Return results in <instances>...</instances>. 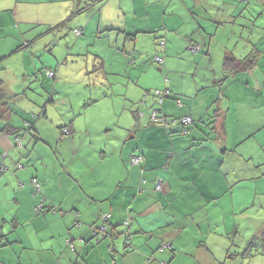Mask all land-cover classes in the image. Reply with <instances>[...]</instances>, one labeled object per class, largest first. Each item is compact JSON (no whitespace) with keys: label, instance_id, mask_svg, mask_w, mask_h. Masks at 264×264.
I'll list each match as a JSON object with an SVG mask.
<instances>
[{"label":"crops","instance_id":"crops-1","mask_svg":"<svg viewBox=\"0 0 264 264\" xmlns=\"http://www.w3.org/2000/svg\"><path fill=\"white\" fill-rule=\"evenodd\" d=\"M191 1L189 12L190 0H0V58L6 57L0 76L13 71L5 91L16 102L40 78L32 88L46 94L40 104L12 105L14 113L0 123L14 131L29 123L22 140L34 142L32 173L8 168L13 175L0 186L36 178L45 203L57 210L34 212L38 201L25 204L24 190L14 192L8 232L0 223V264H175L184 251L212 254L227 246L218 239L237 233L235 220L264 201V0ZM156 55L164 59L157 71L150 66ZM226 58L239 66L223 81ZM68 83L80 86L72 93L76 102L60 89ZM152 88L170 91L160 111L167 120L191 116L185 134L179 125L165 129L148 120L158 109ZM12 141L0 132L4 164ZM51 143L56 161L48 147L49 160L36 155L38 144ZM135 154L144 158L142 174L130 165ZM85 175H93L92 192L80 190ZM143 176L146 193L137 194ZM156 176L161 191L153 193ZM241 189L256 193L252 204L236 198ZM127 209L133 248L125 250L121 237L99 243L90 230L99 215H111L110 226L120 233ZM68 235L81 240L73 252ZM162 245L173 252L158 251Z\"/></svg>","mask_w":264,"mask_h":264},{"label":"rangeland","instance_id":"rangeland-1","mask_svg":"<svg viewBox=\"0 0 264 264\" xmlns=\"http://www.w3.org/2000/svg\"><path fill=\"white\" fill-rule=\"evenodd\" d=\"M177 1V0H176ZM181 2V0H180ZM193 1L190 0V5L188 4L189 7V12H191L190 7H192ZM244 6V5H243ZM261 13L264 15V9L261 7ZM259 25L261 27L264 26V19H262L259 22ZM263 34V31H261V35ZM187 51V47H186ZM188 52V51H187ZM189 53V52H188ZM184 58L183 56H181ZM15 60L9 61L7 64L10 66L12 62ZM172 63H175L174 61ZM150 66L157 71L160 69L155 63L153 64L150 63ZM3 67V64H2ZM2 74V73H0ZM191 74V72H190ZM13 75V71L9 69L8 73L5 75L0 76L4 80V88H9L10 85V80ZM34 79V78H33ZM86 81V79H82ZM41 79L36 78L35 80H32V87H37L40 85ZM51 84H53V80L49 79ZM39 83V84H38ZM27 87L23 93H21L18 96V100L13 102V107L18 108L19 110L22 109L21 106L24 105H32L34 103H41L43 101L42 97L46 94L43 93L42 89H39V91H34L33 88ZM68 89L71 93L72 101L76 102L75 98L73 97L74 93H77L78 90H80V86L74 85V84H66V85H60V89ZM157 88V87H156ZM18 92L21 91V89L18 87L16 89ZM151 92H154L155 90H161V89H155L152 88ZM73 93V94H72ZM44 94V95H43ZM108 97V95H107ZM47 103V101H46ZM120 108L116 107L114 110V115L118 114ZM25 125V124H24ZM77 141V140H76ZM14 142V141H12ZM21 143L23 145L22 148H13L9 152L10 154L8 157L5 159V166L7 168H13L15 173H32L33 168L30 166L29 162H31V153L34 151V142L30 141L28 138L21 139ZM39 145V150H37V156L42 157L43 159L49 160L46 158L47 154L45 153V149L48 147V151L50 153V157L53 156L54 160L56 161L55 153H57V148L53 146L54 144L51 143V145L45 146L44 144H38ZM68 151L74 150V147L71 148L70 145H66ZM72 153V152H71ZM110 161V158H109ZM11 163V164H10ZM21 165L24 167V170H19L17 171L15 169V166ZM56 166L60 167L59 163H56ZM107 166L108 164H105L103 166L102 170L104 172H107ZM11 175H13V172H5L4 174L0 175V183L2 180L5 178H9ZM92 176V177H91ZM19 181H17V185L13 186L12 188L10 187H3V182L0 186V200L2 201V205L0 204V223L1 226L4 230V232H8L9 230V225L11 222V219L15 216L16 210L14 209V205H12L13 200L15 199V193L18 191L24 190L22 192V201L25 202V204L28 203V201H33L34 196H32V186L30 185L29 177L24 179L22 177H17ZM93 175H85L84 180L80 184V190L84 193L86 191L90 190L92 192V187H89L87 184L89 182H92ZM24 183L25 186L21 188L18 186V183ZM72 183L69 182V186H71ZM111 186V182H110ZM25 189H28V193L25 192ZM31 191V193H30ZM237 195L241 196L242 200L245 201L246 203L252 204L254 201L256 193L247 190V189H241L236 193V198ZM41 197H44V195L41 193ZM257 201V199L255 200ZM257 210V211H256ZM250 211L246 215L245 218H237L235 220L236 226H238V232L235 233L234 235H227L223 236V239H218V241H222L225 244L228 243L226 246L218 245L215 247V250L212 254H208L205 252L204 248H196L193 251H184V254L177 260L175 264H264V228L261 229L264 226V201H260L259 207L256 209V207L250 206ZM3 220L5 223H3ZM255 225H259L254 227ZM249 240V241H248ZM251 242V246H247L248 242ZM228 250V251H226ZM244 250V251H243ZM245 251L250 254L248 258H245ZM207 254L208 257L204 255V253ZM175 259L171 260V263Z\"/></svg>","mask_w":264,"mask_h":264},{"label":"trees","instance_id":"trees-1","mask_svg":"<svg viewBox=\"0 0 264 264\" xmlns=\"http://www.w3.org/2000/svg\"><path fill=\"white\" fill-rule=\"evenodd\" d=\"M74 31L75 30H73V33H74ZM81 32V31H80ZM74 35L76 36V37H78V36H80L81 35V33L79 34V35H76L75 33H74ZM160 42H162V43H164L163 41H159V43ZM159 43H158V46H159ZM165 45V44H164ZM163 45V47H160L161 49H164L165 48V46ZM22 47H20V48H18V49H16L13 53H15V52H17V51H19V49H21ZM199 53V52H198ZM192 54H197V53H192ZM156 56H159V55H156ZM155 57V56H154ZM160 57H162V56H160ZM6 57H3V58H0V64L2 63V61L5 59ZM163 58V57H162ZM153 62H154V59H153ZM247 62V61H246ZM155 63V62H154ZM156 64V63H155ZM157 65V64H156ZM159 66V65H158ZM239 66V64H237L236 63V61L234 60V58H226L225 59V61H224V71H225V79H223V81L224 80H226L227 78H232L233 76H235V74H236V69H238L237 67ZM49 72V71H48ZM51 72H53L54 73V76H53V78H55V75H56V71L55 70H51ZM49 79H51L50 77H48ZM4 83H3V81L0 79V123H5L6 121H7V119H8V117L10 118V116L12 115V113H14L13 112V109H12V105H13V101H11V96L10 95H8L7 94V92L5 91V88H4V85H3ZM164 89H167V88H164ZM161 90H163V89H161ZM168 90V89H167ZM168 92H169V97H170V91L168 90ZM145 94L146 93H144V95H143V99H142V102L144 101V98H145ZM15 96V95H14ZM14 96H13V98H14ZM168 97V98H169ZM52 99V98H51ZM154 100H155V98H154ZM177 100V99H176ZM166 101V100H165ZM164 101V102H165ZM176 102V104H179L180 103V101H175ZM162 105H163V103L161 104V105H158L157 103H156V100H155V106H156V108H158L159 109V111H161L162 110ZM157 109V110H158ZM42 112H45V109H42ZM138 114H142L143 116H144V114L143 113H138ZM142 116V117H143ZM149 116H150V111H149V113H147V117H148V120H149ZM185 116H190V115H188V114H186V115H184L183 117H185ZM135 117L136 118H138L139 116L138 115H135ZM31 118L33 119V122L34 123H36L37 122V120H38V118H37V116H36V114H33L32 116H31ZM178 120V119H177ZM29 123H25V125H24V128H23V132H28L29 130H28V128H29ZM193 125V122H192V124L191 125H189V126H187V127H185V128H182V134H183V131H185V133H186V130L187 129H189L191 126ZM34 126V124L32 125V127ZM161 126V125H160ZM30 129H33V128H30ZM165 129H167V127L165 128ZM170 129V128H169ZM22 131H19V130H15L14 131V129L13 128H11V127H9V125L8 124H5L1 129H0V132H2V133H7V134H9L10 136H12V140H14L15 139V136H17V135H22ZM21 132V133H20ZM20 133V134H19ZM131 156H134V155H131ZM135 156H139V157H141V162L140 163H138V164H136V165H131V166H137V167H139L140 168V170H141V174L143 173V170H142V164L144 163V158H143V156L142 155H139V154H135ZM17 170H22V169H17ZM0 175H2V174H0ZM157 177H159V176H156L155 177V180H156V178ZM31 180H35L36 181V183L38 184V186H39V189L37 190V192H36V189L35 188H31L32 189V196H34V199L36 200V201H38L37 202V204H36V206H34L33 207V211L34 212H37V213H40V214H45V213H47V212H56L57 210L56 209H54V207H51V206H49L47 203H45L46 202V199L44 198V197H41L40 195H41V193H42V187H41V184L38 182V180L36 179V178H32ZM30 180V181H31ZM155 180H154V183H155ZM30 181H29V183H30ZM145 183H146V180H145V178H144V176L142 177V178H140V180H139V184H138V187H137V189H136V192H137V194H145L146 193V189L145 188H143L144 187V185H145ZM154 186V188H152L151 189V192H153V193H157V192H160L161 191V188H160V190L159 191H155V184L153 185ZM152 195V194H151ZM130 213H131V209H127V211H126V213H125V216H124V219H123V221H122V223H121V228L123 229H121V232L120 233H117L116 231V229H112L111 228V226H110V219H111V215H109V214H106V215H104V214H100L99 215V218H98V223H97V226H93V227H90V230H91V233H92V235H93V237L95 238V239H97V240H99V243L100 242H102V241H105V240H111V239H116V238H119V237H121V238H123V246H124V249L125 250H127V251H129V250H131L132 248H133V245H132V242H131V235H130V233H129V227H130V225H131V222H132V217L130 216ZM74 217H75V222H74V225H76V227H81V222H80V220H79V216H78V214L77 213H74ZM78 224H80V226H78ZM103 226V228H101ZM95 232V233H94ZM71 238V239H70ZM71 240V241H69V240ZM75 240L77 241H79V242H81V240H79V239H75V238H73L71 235H68L67 237H66V239H65V245H67L68 246V248L71 250V252H73L75 249H74V242H75ZM98 243V242H97ZM169 244H171V243H169ZM249 246H251V242H250V244H249ZM113 248H111V246H109L108 247V250L110 251V252H113V250H112ZM166 251V250H170L171 252H173V249H171V245H170V247H168L167 245H165L164 247H163V245H162V247H160L159 249H158V251ZM246 253V252H245ZM149 260L148 261H151V260H153V257L152 256H150L149 258H148ZM159 264H166V263H164V262H159Z\"/></svg>","mask_w":264,"mask_h":264},{"label":"built area","instance_id":"built-area-1","mask_svg":"<svg viewBox=\"0 0 264 264\" xmlns=\"http://www.w3.org/2000/svg\"><path fill=\"white\" fill-rule=\"evenodd\" d=\"M74 33H75L76 35H79L81 32H80V30L77 29V30L74 31ZM163 45H164V43H162V42L159 43V46H160V47H163ZM188 50H189L191 53H198L199 50H200V47H199L198 45H195V44H190ZM154 62H155L157 65L160 66V65L163 64L164 59H163L162 57H160V56H155V57H154ZM53 76H54V73H53V72H51V71L48 72V77L53 78ZM152 95H153V97L155 98L156 103H157L158 105H161L165 100L168 99V97H169V92H168L167 89H163V90H155L154 92H152ZM141 115H142V114H140V116H141ZM149 121L152 122V124H157V125L159 124V125L163 126L164 128L167 127V129H169V128H173V127H175V126H177V125H179L181 128H185V127L191 125L192 122H193L191 116L181 117V118L178 119V120H175V119L167 120V119L162 115V113H161L159 110H157V109H152V110L150 111ZM62 132H63L65 135L68 134V132H67L66 130H63ZM183 134H185V131H183ZM129 162H130L131 165H136V164H138V163L141 162V157H139V156H135V155H134V156H131V157L129 158ZM16 168H17V169H22V166H21V165H17ZM4 171H5L4 167L0 164V173H2V172H4ZM161 183H162V179L157 178V179L155 180V191H156V190H157V191L160 190V188H161ZM30 185H31L33 188H35L36 190L39 189V186H38V184L36 183L35 180H31V181H30ZM18 186L23 187L24 184H23V183H19ZM101 228H103V226H102Z\"/></svg>","mask_w":264,"mask_h":264},{"label":"water","instance_id":"water-1","mask_svg":"<svg viewBox=\"0 0 264 264\" xmlns=\"http://www.w3.org/2000/svg\"><path fill=\"white\" fill-rule=\"evenodd\" d=\"M28 130H29V128H28ZM22 135L20 134V135H17V136H15V139H14V143L13 144H11V149H13V148H15V147H17V148H22L23 147V145H22V143H21V139H22ZM5 156H6V152H5V154L3 153V154H0V164L4 167V169H5V171L4 172H2V173H0V174H4L5 172H7L8 171V168L5 166V164H4V158H5ZM22 169H24V167L22 166ZM19 183H21V182H19ZM18 183V184H19ZM24 184V183H23ZM24 186H25V184H24ZM23 186V187H24ZM23 187H21V188H23ZM76 226V225H75ZM78 226H80V224H78Z\"/></svg>","mask_w":264,"mask_h":264},{"label":"bare ground","instance_id":"bare-ground-1","mask_svg":"<svg viewBox=\"0 0 264 264\" xmlns=\"http://www.w3.org/2000/svg\"><path fill=\"white\" fill-rule=\"evenodd\" d=\"M36 192H37V190H36ZM95 233V232H94ZM71 239V238H70ZM69 240V239H68ZM69 241H71V240H69Z\"/></svg>","mask_w":264,"mask_h":264}]
</instances>
